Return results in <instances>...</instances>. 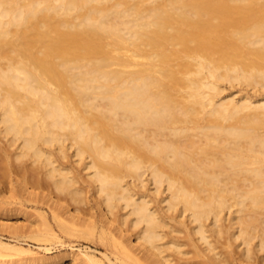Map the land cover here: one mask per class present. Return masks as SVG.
<instances>
[{
	"label": "bare ground",
	"instance_id": "1",
	"mask_svg": "<svg viewBox=\"0 0 264 264\" xmlns=\"http://www.w3.org/2000/svg\"><path fill=\"white\" fill-rule=\"evenodd\" d=\"M226 83L264 95V0H0V166L114 257L71 264H264V97Z\"/></svg>",
	"mask_w": 264,
	"mask_h": 264
},
{
	"label": "rangeland",
	"instance_id": "2",
	"mask_svg": "<svg viewBox=\"0 0 264 264\" xmlns=\"http://www.w3.org/2000/svg\"><path fill=\"white\" fill-rule=\"evenodd\" d=\"M225 85V87H223L225 91L222 97L240 99L243 95H248L253 99H258V97L261 98L262 96L260 93H256L251 87L245 85L231 86L229 83ZM262 97H264V95ZM0 141V144L3 143L2 140ZM19 163L21 164V162H18V164H16L17 166L14 164L15 167L18 168H11L12 166H9V168L6 164L4 166L3 161L0 166V240L14 244L24 250H29L30 253L28 255L14 256L1 255L0 253V264L4 262L9 264H71L70 256L81 251L83 253L90 251L99 258H103V254L106 253L114 260L111 250L109 248L108 250L106 243L100 240L101 229L103 224L105 226V223H99V228L94 229L96 230L95 232L93 227L88 225V227H91V231L93 230L92 232H94L92 235L90 234L91 237H87L88 239H84V237L81 238V236L78 237L79 234L77 233L79 231L76 232V237L75 235L73 237L67 233L65 234L59 227V222L55 219V213H59L61 211V203L67 204L66 201L68 200H60V202L59 200H51V194L47 196L46 199H43V194L45 193L48 195L49 190L43 187L37 190L35 186H32V182H30L31 184L28 183L31 180L26 181L28 179H24V170L21 169L24 163L23 165ZM28 163L30 164V162L27 161L26 163L29 166ZM77 165L78 164H75V166ZM78 166L77 169L79 168V173L82 176L85 171L83 172L82 167L80 168V166ZM84 176L82 179L86 181ZM24 182L27 183L24 184ZM88 186L90 187V184L85 182L84 187L86 190L88 189V194L86 193L87 200L83 202L85 204L81 206L82 208H80V205L77 207H79L80 210L82 209L79 211L83 216L87 215L88 217L93 213L100 219L103 217V213L97 204V200H95L96 198L94 197L95 194L92 188L90 187L89 189ZM53 195L54 194H52V196ZM53 198L55 199V197ZM71 202L72 201H70V205L68 204V208L74 210L76 205H72L74 202ZM84 227L81 228V231L84 230ZM51 229L55 232L56 236L52 235ZM84 231L86 233L84 236H88V230ZM83 233L84 232L80 233V235H83ZM235 257L236 258H232L233 260L236 259L235 262L232 261L233 263H243L241 260L240 262L237 260V258H239L237 255ZM104 262L105 264H109L106 259H104ZM232 262L231 264H233Z\"/></svg>",
	"mask_w": 264,
	"mask_h": 264
}]
</instances>
